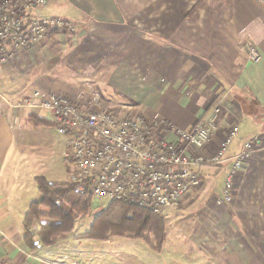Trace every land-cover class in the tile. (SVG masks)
Returning <instances> with one entry per match:
<instances>
[{"label": "crops", "instance_id": "crops-1", "mask_svg": "<svg viewBox=\"0 0 264 264\" xmlns=\"http://www.w3.org/2000/svg\"><path fill=\"white\" fill-rule=\"evenodd\" d=\"M75 27L51 30L37 45L0 61V264H264V0H52L39 10ZM252 45L260 59H248ZM94 104L119 117L163 120L181 130L219 105L208 159L232 126L228 158L252 142L233 178L231 201L218 204L231 169L202 167L201 180L165 211L164 239L85 236L89 228L38 247L25 240L30 205L17 180L20 161L53 155L52 125L37 111L9 106L34 92ZM96 96V97H95ZM66 146L58 149L59 157ZM67 183V178H66ZM65 184V183H64ZM101 213L105 209H97ZM33 230H36L33 227Z\"/></svg>", "mask_w": 264, "mask_h": 264}, {"label": "built area", "instance_id": "built-area-1", "mask_svg": "<svg viewBox=\"0 0 264 264\" xmlns=\"http://www.w3.org/2000/svg\"><path fill=\"white\" fill-rule=\"evenodd\" d=\"M51 1L0 0V61L6 57V46L14 52L37 45L51 30H75L65 20L40 14ZM246 51L251 62L259 61L254 46L247 45ZM7 104L16 110L37 111L64 137L67 184L77 192L153 215L174 209L197 188L203 166L218 167L230 161L218 202L228 204L234 175L251 154L249 142L243 151L227 157L238 136V127L232 126L216 154L208 159L199 155L210 141L219 105L184 131L163 120L147 123L140 117H119L95 107L96 102L84 105L53 93L36 91Z\"/></svg>", "mask_w": 264, "mask_h": 264}, {"label": "trees", "instance_id": "trees-1", "mask_svg": "<svg viewBox=\"0 0 264 264\" xmlns=\"http://www.w3.org/2000/svg\"><path fill=\"white\" fill-rule=\"evenodd\" d=\"M30 118L38 125H52L33 116ZM37 181L40 198L30 205L25 218V240L31 249L38 247L35 233L41 234L43 242L48 245L67 238L75 220L89 215L92 198L67 183L49 185L43 180ZM85 236L98 240L127 237L146 243L151 239L158 252L164 239V220L161 215H153L135 206L114 203L100 213Z\"/></svg>", "mask_w": 264, "mask_h": 264}, {"label": "rangeland", "instance_id": "rangeland-1", "mask_svg": "<svg viewBox=\"0 0 264 264\" xmlns=\"http://www.w3.org/2000/svg\"><path fill=\"white\" fill-rule=\"evenodd\" d=\"M53 142L55 152L53 155H47L48 148L44 147L42 154L38 157L29 154L19 162L20 171L16 177L22 183L21 188L24 191V197L28 201L33 200L32 202H36L40 198L37 180H43L49 185L66 183L67 173L63 163V155L59 157V152H57L65 144V139L56 132V135H53ZM250 157H252L251 154L249 155ZM109 205L108 201L101 198H91L90 213L87 216H80L75 220L72 224L74 232L79 231L81 228L87 230L86 228L92 225L94 220L100 215L97 209H106ZM72 229L68 233L67 238Z\"/></svg>", "mask_w": 264, "mask_h": 264}]
</instances>
